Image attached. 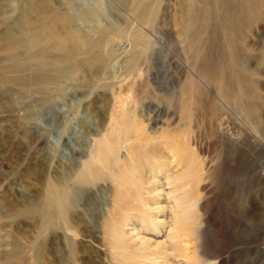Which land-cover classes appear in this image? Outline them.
Returning <instances> with one entry per match:
<instances>
[{
	"label": "rangeland",
	"instance_id": "rangeland-1",
	"mask_svg": "<svg viewBox=\"0 0 264 264\" xmlns=\"http://www.w3.org/2000/svg\"><path fill=\"white\" fill-rule=\"evenodd\" d=\"M0 264H264V0H0Z\"/></svg>",
	"mask_w": 264,
	"mask_h": 264
},
{
	"label": "bare ground",
	"instance_id": "bare-ground-1",
	"mask_svg": "<svg viewBox=\"0 0 264 264\" xmlns=\"http://www.w3.org/2000/svg\"><path fill=\"white\" fill-rule=\"evenodd\" d=\"M128 148L129 147L125 148V150L127 151L126 162H129L130 164H132L131 166H133L134 162H133L132 152ZM116 149L117 148L115 147V145L114 146L110 145L109 140H105L104 141V147L102 146V150L99 149L97 155L92 154L89 166L91 165V167H93L94 170L95 169L97 170L98 168H103L102 164L99 162L100 160H103V161H105V163L110 164L112 166V168L109 167L108 169H106L107 172H113V170L118 171L120 169L119 167L121 166V164L119 162V158L117 156ZM158 152L160 153V152H162V150L158 149ZM172 158L177 160L175 155H173ZM152 159H153L152 164L149 165V170L151 171V169H152V171H155L156 173H158V172L161 173L162 168H165V167L172 164V162H167V163L161 162L160 156L153 157ZM83 166H84L83 169H86L88 167L86 164H83ZM152 171H151V173H152ZM86 173L91 174L89 168L86 169ZM86 173H83L81 176H79L76 179L75 185H79V186L84 185ZM111 189H112V194L109 195L110 199L108 200L107 204L105 205V207L107 209L105 211V215L107 218H104L103 217L104 215H101L100 222L97 223L94 226V228H95L96 233L104 238V241L107 242V244L111 247V251H112V250L119 249L117 247V245L119 243V237H118L119 227H118V224L115 221L109 220V216H111L112 212L116 208V204H118V201H116V196H115V193L118 190L116 183H115V185H112ZM74 190H75L74 187L70 186V187L64 188L61 192L54 193L53 192L54 190H53L52 194L50 193V195L47 196V199L44 200L41 208L37 209V213H38L37 216H39L38 218L40 219L42 224H44L46 226H49V225L51 226L54 223L55 217H56V219H57V216H59L61 219L64 218L66 211H67V208H68L66 201L68 198L71 197V194L74 192ZM183 208H185V207H183ZM175 210L176 209L174 208L175 226L171 227L170 235L167 238H169L170 240L175 242V243H173L174 246L179 244V247H180V249L184 255V258L187 259L188 261H191L192 260V252H190L191 247H190L188 241L184 239V234L180 230V226L178 224L179 223L178 220H179L180 216L176 215ZM148 225L149 226L151 225L152 226L151 229L154 231L158 228L155 223H149ZM62 234H63L62 235L63 240L64 241L67 240V237H68L67 231L63 230ZM113 244H115V245L113 246ZM161 244H156L155 248L158 249L161 246Z\"/></svg>",
	"mask_w": 264,
	"mask_h": 264
}]
</instances>
